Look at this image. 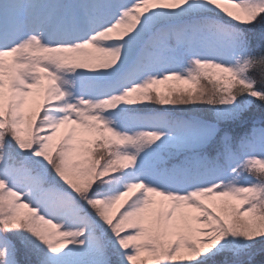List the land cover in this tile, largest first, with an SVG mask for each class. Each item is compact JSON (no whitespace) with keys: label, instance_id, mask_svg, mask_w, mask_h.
I'll return each instance as SVG.
<instances>
[{"label":"snow or ice","instance_id":"6c2138e0","mask_svg":"<svg viewBox=\"0 0 264 264\" xmlns=\"http://www.w3.org/2000/svg\"><path fill=\"white\" fill-rule=\"evenodd\" d=\"M0 264H264V0H0Z\"/></svg>","mask_w":264,"mask_h":264}]
</instances>
